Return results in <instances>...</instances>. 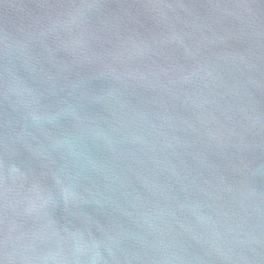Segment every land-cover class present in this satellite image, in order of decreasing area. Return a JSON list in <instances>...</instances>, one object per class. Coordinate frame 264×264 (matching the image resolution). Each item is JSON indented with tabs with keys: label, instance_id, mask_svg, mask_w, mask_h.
<instances>
[{
	"label": "water",
	"instance_id": "95a60500",
	"mask_svg": "<svg viewBox=\"0 0 264 264\" xmlns=\"http://www.w3.org/2000/svg\"><path fill=\"white\" fill-rule=\"evenodd\" d=\"M0 264H264V0H0Z\"/></svg>",
	"mask_w": 264,
	"mask_h": 264
}]
</instances>
